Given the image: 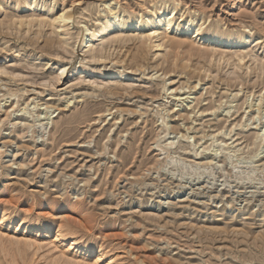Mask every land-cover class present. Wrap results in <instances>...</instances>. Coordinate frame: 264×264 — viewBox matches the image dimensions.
I'll list each match as a JSON object with an SVG mask.
<instances>
[{
    "label": "rangeland",
    "instance_id": "obj_1",
    "mask_svg": "<svg viewBox=\"0 0 264 264\" xmlns=\"http://www.w3.org/2000/svg\"><path fill=\"white\" fill-rule=\"evenodd\" d=\"M113 11L148 26L82 44ZM0 70L4 205L68 219L121 264H264V0H0ZM49 247L25 263L53 264Z\"/></svg>",
    "mask_w": 264,
    "mask_h": 264
},
{
    "label": "bare ground",
    "instance_id": "obj_2",
    "mask_svg": "<svg viewBox=\"0 0 264 264\" xmlns=\"http://www.w3.org/2000/svg\"><path fill=\"white\" fill-rule=\"evenodd\" d=\"M76 5H78L77 1H71L70 7L68 6L61 7V10L49 16L46 19V21L48 22L49 25L52 26L54 25H56V27L66 26L67 24H69L68 21L72 19L71 10H73L74 9L73 7ZM156 10L151 9V12H155L154 14L157 16V14L161 13V9H156ZM116 16L117 13H115L114 11L110 12L109 22L106 25H104L101 28L94 29L91 32L87 28V32L84 35L82 44H86L89 41L87 39L88 37L96 36L98 35V33L102 31L109 32L114 27L126 28L137 25L135 27L144 29L145 26H148L144 21L138 20V18L136 17L121 18L120 21H115ZM172 22H173V16H169L167 18L165 17V21L162 25H165L166 29L168 30L171 27ZM19 23L21 24L22 20H20ZM160 25L161 24L159 23L152 24L151 28L149 27L150 29L146 31L147 34H145V37L147 39L158 37ZM194 37L205 38V35L203 31L197 29L195 31ZM207 40L211 43L223 42L226 45L233 43V40L229 37V35L225 36V39L222 40L221 38H219L217 34H211L209 35V37H207ZM245 40H246L245 36L244 37L240 36L239 39H236V44L242 45L243 43H245ZM62 43L64 44L65 41H63ZM49 44H52V42H50ZM178 45H180V43H178ZM155 46L156 47L162 46V43H158ZM142 52H143L142 49L139 48L137 50V53L132 56V59L134 60L138 59L142 54ZM103 57H105V55L102 49H93L90 52V58L92 60L103 59ZM174 65L176 64L174 63ZM79 69L82 70L83 68L80 67ZM4 71L0 70V72L2 73ZM104 73L112 74L113 72L106 71ZM56 79H59V76H57ZM63 199L64 200L62 201L61 205H59L58 207L63 212H69V209L78 208L81 204L80 200H76L72 202L68 197H65ZM41 203H43V201L40 202V204ZM4 204H6L4 201H0V244H1L0 247L7 261L6 263L26 264L25 257L27 250L32 249V251L33 250L36 251L44 246H50L49 248L51 249L53 248L57 251V253H59V255L55 257L54 256L51 257L53 264L57 263L60 260H62V264H90L89 261L91 260H93V263L91 264H121L119 263L118 255H114L109 251H106L105 250L106 248L103 247L102 243L99 245L98 249H95L92 245L91 236L89 232L79 236L73 235L71 232H69L68 228L70 229V226L76 224H73L68 219L64 220L61 216L59 218V222H57L54 219L53 221H51L48 218L42 219L38 215L28 216V213H23L22 215L20 212L18 213L14 212L12 209V205H9L11 206L9 207ZM43 204L49 205V202L45 200ZM13 206L15 207V205ZM28 210L29 209H25L24 211H28ZM81 224L82 225L80 226L85 230L86 224L83 222Z\"/></svg>",
    "mask_w": 264,
    "mask_h": 264
}]
</instances>
